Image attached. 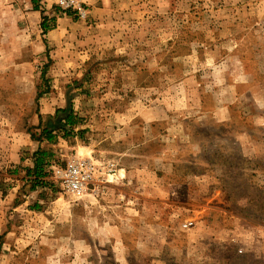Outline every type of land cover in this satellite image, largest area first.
Returning a JSON list of instances; mask_svg holds the SVG:
<instances>
[{
	"label": "rangeland",
	"instance_id": "obj_1",
	"mask_svg": "<svg viewBox=\"0 0 264 264\" xmlns=\"http://www.w3.org/2000/svg\"><path fill=\"white\" fill-rule=\"evenodd\" d=\"M105 4L51 2L43 34L46 9L0 0V264H264V0ZM67 104L84 134L43 143L52 165L118 171L80 197L25 172Z\"/></svg>",
	"mask_w": 264,
	"mask_h": 264
},
{
	"label": "trees",
	"instance_id": "obj_2",
	"mask_svg": "<svg viewBox=\"0 0 264 264\" xmlns=\"http://www.w3.org/2000/svg\"><path fill=\"white\" fill-rule=\"evenodd\" d=\"M34 8L37 10L35 3ZM70 13L71 12L66 11L67 15H70ZM54 23L55 17H49L46 14H42L39 23L42 33L46 34L49 30L55 28ZM45 74L46 71L42 70V78H44ZM42 92L43 91H39L37 98L42 96ZM79 124L80 121L78 120V114L73 110V107L70 104L56 108L52 115L50 114L45 118L38 113V123L28 129L31 140L39 144L32 152V164L25 169L27 177L31 178L32 187L38 185H41L42 187L48 186L45 177L48 175L47 167H50L53 164L51 161L54 154L49 148H44L42 144L56 143L59 137L70 139L78 136L82 138L84 129H79Z\"/></svg>",
	"mask_w": 264,
	"mask_h": 264
},
{
	"label": "built area",
	"instance_id": "obj_3",
	"mask_svg": "<svg viewBox=\"0 0 264 264\" xmlns=\"http://www.w3.org/2000/svg\"><path fill=\"white\" fill-rule=\"evenodd\" d=\"M55 5L62 11L73 12L79 19L87 18V9L82 0H55ZM51 169L62 188L73 197L83 195L90 185H100L106 176H118L114 162L102 163L92 157L73 158L64 167L52 165ZM192 224L193 221L188 220L183 226L190 227Z\"/></svg>",
	"mask_w": 264,
	"mask_h": 264
},
{
	"label": "crops",
	"instance_id": "obj_4",
	"mask_svg": "<svg viewBox=\"0 0 264 264\" xmlns=\"http://www.w3.org/2000/svg\"><path fill=\"white\" fill-rule=\"evenodd\" d=\"M32 1L35 3L36 6L38 5V7L40 9H46L47 10V11L43 12L42 14H46L49 17H51V16L55 17L56 16L54 14L55 13L54 11L49 10V7L51 6V2H54V4H55V0H30V3H33ZM82 1L85 3L86 6H88V12L92 16H95L97 14H100V12L105 11V9H106L105 3L108 2V0H82ZM60 19L62 20L63 18H61V17L56 18L55 17V22H57ZM53 30H55V28H53L49 31H53Z\"/></svg>",
	"mask_w": 264,
	"mask_h": 264
}]
</instances>
